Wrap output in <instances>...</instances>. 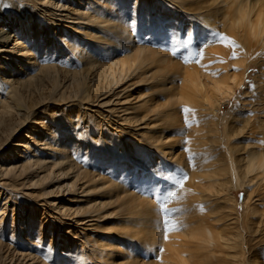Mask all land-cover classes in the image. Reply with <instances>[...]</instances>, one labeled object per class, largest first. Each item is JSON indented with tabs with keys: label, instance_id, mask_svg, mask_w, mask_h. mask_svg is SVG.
<instances>
[{
	"label": "bare ground",
	"instance_id": "obj_1",
	"mask_svg": "<svg viewBox=\"0 0 264 264\" xmlns=\"http://www.w3.org/2000/svg\"><path fill=\"white\" fill-rule=\"evenodd\" d=\"M64 2H66V4H64ZM17 5L29 9L36 18H25L19 21L18 27L14 30L16 37V41L14 42L11 40L13 35L8 37L0 35V175L2 179L9 181H7V183H5V181L3 183L0 182V185L11 192L17 190L19 186H17L16 180L18 181L19 176L26 173L28 176L25 178L29 181L34 178H38L37 180L41 179L40 176H42V174H44L42 177L44 179L46 174H49L50 176H56L55 180L57 181H62L63 179L72 180L66 181L68 183L63 186L64 189H66L63 195H73L70 198L73 202L65 200V202L68 203L65 205V203L50 200L49 198L45 200V192L44 198H39L37 200H34L35 197H33L34 199L30 198L36 202V205L34 204L33 207L30 205V207H32L31 209H35L39 204L41 207L47 206L50 211H47L46 215L51 218V228L54 229L52 233L56 232L55 229L58 227L57 224H60L63 228L66 227L65 235L71 234V236L74 237L73 235L75 234V236H77L75 239L80 241V244L85 245V247L83 246L84 248L81 247L78 249V244H75L74 249L70 246L69 249L66 250L63 245L56 243L54 247L56 245L58 249L55 250V248L51 250L56 251L51 253L49 252V250L52 249L49 247L50 245L48 246L46 243H41L42 240L40 243L35 240L36 242L34 243L30 242L32 243L30 247H25V253L22 252V255L26 256V258L28 257L27 259L31 258L29 264H138V257L140 256L141 250L150 252L154 254L153 256L160 251V253H158V255H161L160 261L151 262L150 264H188L184 259L185 251L187 252L186 254L189 255L190 264H204L208 262V257H211L209 258V264H235L233 262L226 263V256L225 258L220 257L221 254L225 253L224 249L228 246L225 242L220 240L223 237H220L219 233L217 234V232H215L213 225L209 224L206 221L207 219H204L203 215L205 211L202 208L203 204L201 199H199L198 196L192 197V194L199 191L197 190V184H204L203 181L207 178V180H209V178L212 180L211 177L214 176L213 178H215L217 173H224L225 169L215 168L216 170L214 169V171L208 170V168H211L209 166L213 165L211 164V157H208L203 151H197L193 142L190 143V141H187L191 148L195 149L189 150V152L186 153L184 151V154L178 153V144H174V140L169 136L173 128L179 124L180 120L178 121L174 116L172 109L166 111L165 108H171L173 104L180 105L184 100L179 99L177 94L186 91V87H184L186 83L193 84L199 79L193 77L186 79L185 76H181L180 74L182 71L180 67L176 70V72L181 71L178 78L167 76L165 72L177 68L171 63L169 54L158 50L157 52L153 51L151 47L133 45L130 38L131 28H133V31L135 28L134 26L132 27V25L135 24V26H137L136 21H144L145 17L143 15L147 18L150 17V14L142 12L144 8H146V11L148 8L154 10L152 14L153 22L164 21V26L162 27V25H160L162 30H167L169 29L168 27H171L177 30L180 29L178 32L183 34V32H181L183 25L179 23L185 22H189L190 25L183 35L188 34L190 27H192L193 30L198 28V30L196 29V33L206 29L211 31L217 30L218 20L212 18L211 21H205L202 20L205 18V13L200 14L202 16L199 15V11L208 8V6L200 0H19L17 4L14 0H0V15L14 12L18 7ZM215 12L216 10H212L211 14ZM46 20H51L54 29L64 32L63 36L65 42L64 47H62L66 49V52L69 53V58H71V61H74V63H57V60L53 61L47 57L37 59V53L39 55L40 51L45 49L43 41L46 38V34L40 31L42 29V24L47 23ZM240 21L242 27H246L249 23V19L245 22V17L243 16H241ZM173 25H178V27H174ZM152 27L151 29H153ZM162 30H160V33ZM191 30L190 32H193V30ZM250 30L251 33L248 34L242 47L245 53L255 51L259 42L264 43V24L258 23L255 26L250 25ZM139 31L138 36L142 34L139 33ZM152 31L150 35L156 33L155 30L153 33ZM173 32L176 34L175 30ZM190 34L193 36L195 33H189L188 36ZM144 35L145 34H143V37ZM151 37L152 36H150V38ZM175 38H177V36ZM56 40L59 41L60 38H56ZM139 41L141 43V40ZM152 42L155 43L156 41L154 40L151 41V43ZM181 42H179L178 46H181ZM136 43L138 42L136 41ZM172 49L174 50V48ZM23 50H25V52H23ZM230 50L238 49L236 47L227 48L224 50V54L223 49H217L213 56L223 54L221 58H218L219 60H217V62H230L231 57L226 58V56H230L226 55ZM46 55L48 54L46 53ZM119 55H123L122 58L119 59ZM131 55L134 56V58L129 59ZM49 56L50 54L48 57ZM68 56H66V58ZM213 56H210V59H212L211 57ZM58 64H61V70H66L73 78H77L76 81L82 85H86L80 82V78L87 75L85 72H101L118 64L122 65L119 76H125L127 79L126 81L130 80L132 77H136L140 79L142 85L146 82L149 84V87L147 88L146 86V88L152 90V92L143 94L139 91L140 94L135 97L137 100L135 102H132V95L125 97L121 96L124 94L126 88L122 91L114 92L115 94L112 96L118 95L115 97L117 99L116 103H121V107L115 109L116 113H122L123 115L113 116L108 113L106 116L107 118L110 116L111 118H117L115 120V125L121 122L118 124L120 126V131L118 132H120L121 135L130 136L131 141H135L138 144L137 146H129L125 141L119 140L118 137L115 138V136L111 139L104 138L101 142L98 141L99 143L91 140V142L94 143L89 145L90 152L92 153L93 170L91 171L87 168L83 169L79 156H76L77 150L74 153L71 147L68 148L65 143V140H67L68 136L71 134L70 130L65 125V120H63L65 123L58 124L59 126L56 125L57 134H55L56 132L53 131L51 127L48 128L46 123L39 121L40 118L36 117V115L33 116L34 122H32L30 126L28 125L29 127H26V124L30 119L24 122H14V117L18 116L21 111L29 107L27 105V100H25L22 95L21 88L23 84H25L26 81L38 80L43 75H50L53 71L58 70ZM211 64L212 63H209L207 66L209 67ZM102 65L109 66L107 68H102ZM213 65L214 64L210 67ZM79 66L81 69L76 71ZM182 74L184 75L185 73L183 72ZM180 79L183 88L178 91L177 80ZM21 80L25 81L21 82ZM135 84L137 85L138 83L135 82ZM192 88H194V86ZM75 92L82 93L80 85L77 86ZM156 93L159 94L160 98H164L163 100H165V103H162L163 105L157 103L156 99L151 96H155ZM180 95L182 96L185 94L180 93ZM112 96L106 95L104 99L97 101V105L99 104V106H102L101 109L103 111V108L115 106V104L112 103ZM76 97L81 100L83 95L78 96L77 94ZM131 109H138L142 116L137 115L134 117L130 115ZM39 110L40 108L34 107L31 110L32 115L39 112ZM112 110L113 108L109 111ZM182 113L183 112H181V114ZM132 114L134 113L132 112ZM179 116L180 115H178V117ZM187 116L189 115L187 114ZM52 119L54 118L52 117ZM111 124L112 123L108 122V127H110ZM186 124H188V122ZM245 124L246 121L243 120L240 125L244 128ZM179 125L181 127V124ZM185 125H183V127ZM240 132L242 133L241 130ZM262 135L264 136V130L262 131ZM177 136L180 135H176V137ZM229 139L233 140V138ZM122 142H124V145ZM180 145L189 148V146H187L188 144H186V146H184V144ZM228 147L231 158L226 160L225 164L227 168L231 165L228 171L230 175L233 176L238 173V169L234 166L236 160L244 163L239 168L243 169L241 173L245 176H249L248 170L250 169L256 170V173L264 174V154L262 152L250 150L239 154L240 150L233 145V141H230ZM6 154L7 157H4ZM104 154H106V156ZM143 154L144 156H142ZM154 156L162 159V162L159 163L161 166H163L166 161H170L167 163L168 165L174 164L180 168L179 171L182 173L184 171L187 179L183 184L180 185L177 182H173L172 186H165V195L157 196L155 192L158 189L156 190L157 183L155 178H152V184L148 186L142 184L143 186L141 185L137 188L134 187L133 181H131V183L123 181V179H125L124 176L120 177L121 180L115 178V175L121 170L118 168L119 164L125 166L129 164L131 166L127 178L129 176L138 177L141 170H147L143 160L144 157L151 158ZM101 157H104L103 160L100 159ZM148 159L149 158H147V160ZM108 163L110 165H108ZM213 167H217L216 164ZM152 168H149V170ZM180 176H182V174ZM207 180L205 182H207ZM136 181L139 182V180ZM56 184L58 183L56 182ZM182 186H184V189ZM212 187L213 186H211L210 189H212ZM26 188L28 189L29 187ZM43 188L45 187L43 186ZM178 188L179 190L175 192ZM187 188L190 189L188 190ZM191 189H194L195 192H191ZM170 191L175 192V195L169 196L168 192ZM34 192L32 191L33 194ZM51 192L47 194L52 198ZM23 196L27 197L29 194L26 193ZM163 200L166 202L163 203ZM12 202L14 204V201H11V203ZM162 203L165 204L167 209L166 216L165 209L161 207ZM44 207L43 209H45ZM215 207L217 208L215 212H217L219 208L218 206ZM212 209L215 208L213 207ZM36 221L37 220L31 219L29 225H33ZM166 226H168L167 230ZM74 229H77L75 233L73 232ZM178 229L182 231L186 230V235L181 239L175 232V230ZM26 230H29L30 233V231H33L32 226H30L29 229H25L24 233H26ZM83 231H85V233H83ZM31 235L32 233H30L29 236ZM188 237L191 241H188ZM179 239L181 242H179ZM10 240H12V238ZM64 241H67V238H64L63 243ZM73 243L74 242H72V244ZM48 247L50 249H48ZM195 247H197V251L195 253H190L188 249H193ZM203 251L211 252V254L205 255ZM10 253L12 252L10 251ZM249 264H263V262L259 259H254L250 261Z\"/></svg>",
	"mask_w": 264,
	"mask_h": 264
},
{
	"label": "rangeland",
	"instance_id": "obj_2",
	"mask_svg": "<svg viewBox=\"0 0 264 264\" xmlns=\"http://www.w3.org/2000/svg\"><path fill=\"white\" fill-rule=\"evenodd\" d=\"M200 1L205 3L208 8L199 11V15L205 13V18L202 19L205 21H211L212 18L218 20L217 30L211 31L206 29L204 31H198L196 33V29L198 30V28L193 30V28L190 27V30L192 28L193 32H190L189 30L188 34H195H193V36L191 34L189 36L188 34L183 35L186 33V29H188L190 25L189 22L179 23L180 25H183V29L181 30L183 34L178 32L180 31V29L177 30L176 28L171 27H168L169 29L167 30H162L160 25H162L163 27L164 21L153 22L152 14L154 10L148 8L146 11V8H144L142 12L150 14V17L147 18L145 15H143L145 17V22L143 20L136 21L137 23H135L137 24V26H135V24L132 25V27L134 26L135 28L134 31L133 28H131L132 30L130 38L133 45L135 44L136 46L148 48L151 47V50L153 51L157 52L158 50L160 52L169 54L171 63L174 67L177 68H174L172 71L165 72L167 76L178 78L181 75L183 77L185 76L186 79H188L189 77L199 79L197 80L198 83H193L195 85L190 83L185 84L184 87H186V91L180 92L185 95L181 96L180 93L177 94L176 91L177 97L184 100L182 103H180V105L173 104L171 108H165L166 111L172 109L174 116L178 119V121L180 120L179 124H181V127L179 124V126L176 125L169 136H171V138L174 140V144H178V153L184 154V151L186 153L189 152V150L195 149L191 148L190 144L187 143V141H190V143L193 142V145L194 147H196L197 151H203V153L205 152L204 154H207L208 157H211V164L213 165L209 166L211 168H208V170L214 171L215 168L225 169L224 173H217L218 175L216 174L215 178H213L214 176L212 175V180H210V178L209 180H207V178V182H205V179L204 181L202 180L204 184H197V190L199 191L195 192L194 189H191V192H195L194 194H192V197L198 196V198L201 199V202L203 204L202 208L205 211L203 215L204 219H207L206 221L209 224L213 225V229L215 230V232H217V234L219 233L220 237H223L220 240L225 242L228 246L224 249L225 253L221 254L220 257L225 258L226 256V263L233 262L235 264H249L250 261L259 259L264 264V174L256 173V170L250 169L248 170L249 176L247 177L241 173L243 169L239 168L244 163L242 161L236 160V164L234 166L238 169V173L232 176L228 172L231 165L227 168L225 164L226 160L231 158V154L228 150L230 141H233V145L236 146L238 150H240L239 154H241L242 152H248L250 150L262 152L264 154V136L262 135V131L264 130V43L259 42L257 44L258 47L256 48V50L251 51L250 53H245L242 50V47L244 45L243 43L247 39L248 34L251 33L250 25L255 26L258 23L264 24V0ZM14 2L17 4L19 0H14ZM64 4H66V2H64ZM212 10H216V12L211 14ZM241 16L245 17V22L249 19V23L246 27H242L240 25ZM31 17L34 19L36 18V16L32 15V12L29 11V9H25L24 7L19 6L14 10V12H11L10 14H1L0 35H2L3 37L13 35V37H11V40H13V42L16 41L14 30L18 27L19 21ZM46 22L47 23L42 24V29L40 31L41 33L43 32L46 34V38L43 41L45 49L43 48L44 50L40 51L39 55L37 53V59L47 57L53 61L57 60V63H74V61H71L72 59L69 58V53L66 52L65 48H63L65 42V38L63 36L64 32L58 29H54V25L51 23V20H46ZM51 26L53 29L51 28ZM173 26L178 27V25ZM151 27L156 31L154 35H150L151 31L153 30L151 29ZM136 29L137 31L135 32ZM160 30H162L161 33ZM174 30L176 31V34L173 32ZM138 31L139 33H142L139 34L140 36H138ZM143 34H145L144 37ZM172 34L176 35L177 38H175L176 36ZM150 36L152 37L150 38ZM221 36L226 37V39H220ZM56 38H60V40L58 41L56 40ZM139 40H141V43ZM146 40L147 42L150 40L148 44ZM154 40L156 42H152V44L151 41ZM136 41L138 43H136ZM179 42H181V46L179 45L180 47L178 46ZM232 47H236L238 50H230L229 52H227L226 55L230 56H226V58L231 57L230 62H217V60H219L218 58H221L224 54V50ZM172 48H174V50ZM171 49L174 53L171 51ZM217 49H223V54H217L216 56H213ZM50 51L52 54L50 53ZM23 52H25V50H23ZM46 53L48 55L50 54V56L48 57ZM66 56L68 57L66 58ZM122 56L123 55H119V59L122 58ZM210 56H213L211 57L212 59H210ZM131 58H134V56L131 55L129 59ZM209 63H212L214 65L210 67L212 65L211 64L208 67L207 65ZM60 66L61 64H58V70L53 71L50 75H43L38 80L35 79L26 81V83L23 84L21 88L22 95L24 99L27 100V105L29 107H27V109H25L24 111H21L18 116L14 117V122H24L25 120L30 119L26 124V127H29L32 122H34L33 116L36 115V117L40 118L39 121H41L42 123H46V126L48 128L51 127L52 130L56 132L54 133L57 134V126H59L58 124L65 123L66 121L65 125L70 130L71 134L68 136L67 140H65V143L67 144L68 148L71 147L74 153L77 150L76 156H79L81 166L83 165V169L87 168L91 171L93 170L92 153L90 152L91 150L89 148V145L91 143L94 144L93 142H91V140L94 142H101L104 138L111 139L113 138V136H115V138L118 137L119 140L125 141V143L129 146H137L138 144L135 141H131L130 136L121 135V133L118 132L120 131V126L118 124H120L121 122H119L118 124L116 123L115 125V120L117 118H111V116L107 118L106 116L108 115V113H110L109 115L113 116L123 115L122 113H116L115 109H119L121 107V103H116L117 99L115 97H117L118 95L112 96L113 94H115L114 92L122 91L126 88L124 90V94H122L121 96L125 97L132 95V102H135L137 101L135 97L140 94L139 91L143 94L152 92V90L147 89L149 87V84L146 82L142 85L140 79L136 77H132L130 80L126 81L127 79L125 78V76H119L122 65L118 64L116 66H112L110 69L101 72H85L87 75L82 76L80 78V82H83L86 85H82L76 81L77 78H73L72 75L66 70H61L62 67ZM108 66L109 65H102V68H107ZM179 67L182 73H185L184 75L182 73L179 75L181 71L176 72ZM78 69H81L80 66L77 67L76 71ZM23 81L25 80H21V82ZM135 82L138 84L136 85ZM78 85L81 86L82 93L75 92ZM177 85L179 88L178 91L183 88L181 79L177 80ZM191 86H194V88H192ZM77 94L78 96L83 95V98L79 100L76 97ZM106 95L112 96V103H114L115 106L103 108V111L101 109L102 106H99V104L97 105V101L104 99ZM151 96L156 99L157 103H160L161 105L165 103V100H163L164 98H160L159 94L156 93L155 96ZM181 106H183L184 109ZM34 107L40 108V110L39 112L32 115L31 110ZM112 108L113 110L109 111ZM130 112V115H133L134 117H136L137 115L142 116L141 112L138 111V109H131ZM132 112L134 114H132ZM181 112L183 113L181 114ZM187 114L189 116H187ZM178 115H180V118L178 117ZM52 117L54 119H52ZM243 120L246 121L244 128L242 127V125H240ZM108 122L112 123L111 126L109 125L110 127H108ZM187 122L189 125L186 124ZM183 125L185 126L183 127ZM240 130L242 131V133L240 132ZM201 132L204 134H202ZM176 135L180 136L176 137ZM88 137H90L91 139ZM229 138H233V140H230ZM122 143L124 145V142ZM180 144H184V146L188 144L187 146H189L190 149L188 147H183ZM82 152L87 153L83 154ZM104 155L106 156V154ZM142 156H144V154ZM4 157H7V154ZM104 157H101L100 159L103 160ZM147 158L149 159L147 160ZM147 158L144 157L143 159L147 170H141V175L139 174L138 177L129 176L127 178L131 166L129 164H127L126 166L123 164H119L118 168L119 170H121L119 173H117V175H115V178L117 180H121L120 177L124 176L125 179H123V181H127L128 183H131V181H133L135 185L134 187L136 188L140 187L142 184H146L147 186L149 184H152L153 179L155 178L157 183L156 190L158 189L159 191H161L159 192L157 190L155 193L157 196H159L165 195V186H172L173 182H177V180L180 181L184 176H186V173L183 170V173L179 171L180 168L176 165H168L167 163H169L170 161H166L165 164L161 166V164L159 163L162 162V159H159L156 156ZM215 164L217 167H213ZM108 165L110 164L108 163ZM149 168H152L153 170H149ZM149 171L151 175L149 174ZM26 174L20 175V180H16L17 186H19L17 190L12 189L13 191L11 192L0 185V264H29L31 258L27 259L28 257L26 258V256L22 255V252L25 253V247H30V245L36 241L40 243L41 240V243H46L48 246L50 245L49 247L52 249H50L49 247L48 249H50L49 252L51 253L56 252L51 250L55 248V250L58 249L56 245L54 247V244L56 243L63 245L66 250H68L70 246L72 247V249H74L75 244H78V249H80L81 247L84 248L85 245L80 244V241L75 239V237H77L75 236V234L73 235L74 237H72L71 234H69L70 236L65 235L66 227L63 228L60 224H57L58 227H56L55 229L56 232L52 233L54 229L51 228V218L46 215L47 211H50L47 206L41 207V205L39 204L35 209H31L34 204L36 205V202L30 199H34L33 197H35L34 200H37L39 198H44V196L46 195L44 198L45 200L49 198L50 200H56L60 203H65V205L68 204L65 202V200H67L68 202H73L72 200H70L73 195H63V193L65 194L66 192V189H64L63 186L68 183L66 181H68L69 179L57 181L55 180L56 176H50L49 174H46L45 179L47 180H45L44 178H42L44 176V174H42V176H40L41 179L37 180L38 178H34L29 181L25 178L28 176V174ZM181 174L182 176H180ZM136 180H139V182ZM4 181L5 183H7L8 180L2 179V176L0 175V182L3 183ZM56 182L58 184H56ZM163 182L165 185L163 184ZM43 186L46 189L43 188ZM211 186H213L214 188L212 187V189H210ZM26 187L29 188L27 189ZM182 187L184 189V186ZM187 189L189 190L190 188ZM31 190L33 192L35 191L34 194ZM178 190L179 188L176 189L175 192ZM49 192H51L52 198L48 196L49 194L47 193ZM24 193L29 194V196H23L25 195ZM11 201H14V204L16 206L13 204V202L11 203ZM165 202L166 201L163 200V203ZM30 205H32V207H30ZM215 206H218L219 208L217 212H215L217 209ZM43 207L46 210L43 209ZM213 207L215 209H212ZM31 219L37 221L33 223V225H29ZM30 226H32L33 229V231H30V233H32L31 236H29V230H26V233H24V230L29 229ZM167 227L168 226H166V230ZM76 230L74 229L73 232L75 233ZM185 231H182L180 229L175 230L180 239L183 238L184 235H186ZM83 233H85V231H83ZM11 238L12 240H10ZM64 238H67V241H64L63 243ZM180 239L179 242H181ZM188 241H191L189 237ZM12 242H16L14 243L15 246ZM72 242L74 243L72 244ZM196 248L197 247L188 250L190 253H195L197 251ZM9 250L12 253H10ZM158 253H160V251L157 252L155 256H153L154 254L146 252L145 250H141L140 256L138 257V264H150L151 262L160 261L159 259L161 255H158ZM186 253L187 252L185 251L184 259L188 264H190L188 257L189 255ZM203 254L209 255L211 254V252L203 251ZM232 257H234L235 259ZM209 258L211 257H208V262L204 264H209Z\"/></svg>",
	"mask_w": 264,
	"mask_h": 264
},
{
	"label": "snow or ice",
	"instance_id": "obj_3",
	"mask_svg": "<svg viewBox=\"0 0 264 264\" xmlns=\"http://www.w3.org/2000/svg\"><path fill=\"white\" fill-rule=\"evenodd\" d=\"M220 39H226V37L221 36ZM186 179H187V177L184 176L183 179L180 180V181H177V183H179V184L182 185L183 182H184ZM168 195H169V196H174V195H175V192H171V191H170V192H168ZM161 207L165 209V216H166V215H167V209H166V206L162 204Z\"/></svg>",
	"mask_w": 264,
	"mask_h": 264
}]
</instances>
